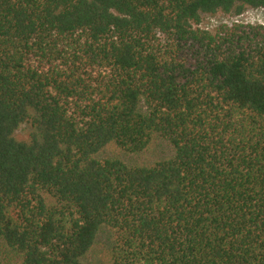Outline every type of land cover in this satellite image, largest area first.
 I'll return each instance as SVG.
<instances>
[{
    "label": "trees",
    "instance_id": "obj_1",
    "mask_svg": "<svg viewBox=\"0 0 264 264\" xmlns=\"http://www.w3.org/2000/svg\"><path fill=\"white\" fill-rule=\"evenodd\" d=\"M248 8L0 0V264H264V24L199 27Z\"/></svg>",
    "mask_w": 264,
    "mask_h": 264
},
{
    "label": "rangeland",
    "instance_id": "obj_2",
    "mask_svg": "<svg viewBox=\"0 0 264 264\" xmlns=\"http://www.w3.org/2000/svg\"><path fill=\"white\" fill-rule=\"evenodd\" d=\"M245 23V24H264V9L261 8H248L243 14H224L217 13L214 15H205L202 19L199 27L203 29H208L212 32L216 31L220 25L223 24H233V23ZM30 132V126L28 124H23L16 131L15 135L19 139H26ZM164 149V150H163ZM163 150V151H162ZM162 151V152H161ZM169 148L166 146H154L147 153L141 155L129 154L125 151H122L116 145H109L106 149L100 154L101 158L104 157H117L127 161L129 163H142V162H151L154 161L160 153L168 152ZM104 242V237L101 238L100 244L97 246L96 250L89 254L88 264H99L103 259V263H108V252L106 247L102 244Z\"/></svg>",
    "mask_w": 264,
    "mask_h": 264
}]
</instances>
